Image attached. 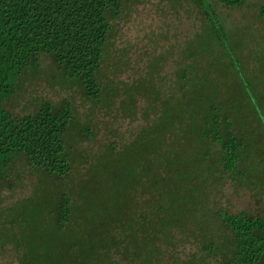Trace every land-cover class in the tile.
<instances>
[{
	"label": "rangeland",
	"instance_id": "1",
	"mask_svg": "<svg viewBox=\"0 0 264 264\" xmlns=\"http://www.w3.org/2000/svg\"><path fill=\"white\" fill-rule=\"evenodd\" d=\"M211 4L217 15L212 33L190 0L126 1L111 21L101 67L105 82L120 90L112 102H91L75 87L66 86L48 57L21 78L5 104L14 115L33 113L45 101L73 104L74 170L58 184L23 159L11 165L0 182V214L11 208L12 219L5 245H0L1 264H19L18 243L20 253L29 250L26 261L31 264H221L231 235L216 214L246 212L264 218V18L259 13L264 0H246L239 8L224 7L217 0ZM188 51L195 55L194 61ZM192 66L189 85L196 91L190 103L197 104L199 97L201 113L220 117L245 144L234 174L217 164L220 148L212 145L209 153L215 167L208 180L201 179L200 193L169 195L171 208L165 217L183 222L171 230L168 242L159 239L163 233L170 236L165 219L160 233L146 212L155 208L153 198L150 205L148 199L156 181L150 172L155 162L149 155L156 142L136 137L158 115L154 95L164 104L162 121L152 129L164 141L171 132L168 95L179 73ZM133 85L139 94L143 86L149 91L154 85L150 90L154 94H134V102L127 103L125 93ZM83 128L91 135L81 132ZM168 150L166 159L173 151L178 167H184L192 162L196 147L187 138ZM144 178L150 192L142 195ZM63 192L71 194L73 216L60 229L53 210L57 194ZM146 195L143 209L141 196ZM211 244V251L206 250Z\"/></svg>",
	"mask_w": 264,
	"mask_h": 264
},
{
	"label": "trees",
	"instance_id": "2",
	"mask_svg": "<svg viewBox=\"0 0 264 264\" xmlns=\"http://www.w3.org/2000/svg\"><path fill=\"white\" fill-rule=\"evenodd\" d=\"M126 1L128 0H0V182L7 178L6 173L11 165L19 159L58 184L74 170L71 133L75 130L76 118L73 115V104L69 100H63L57 105L49 101L42 102L33 113L22 116L14 115L5 104L17 92L21 78L40 67L42 57L50 58L66 86L75 87L87 100L97 102L105 99L112 102L120 90L113 82H105L101 67L111 21L121 13ZM190 1L201 10L210 32L217 19L212 0ZM217 1L227 8H239L246 2ZM259 13L264 18V6L259 8ZM188 56L193 60L195 55L188 51ZM194 69L192 66L181 71L177 83L171 88L168 95L171 101V132L165 134L162 143L157 131L152 128L162 121L164 100L154 97V92L150 91L154 85H150L149 91L148 87L143 86L142 91L146 97L150 94L151 97L153 95L154 102L158 101V115L136 137L141 141L156 142L149 154L155 162L150 172L156 181L152 185L154 195L151 194L148 199L150 205L153 198L155 208L152 212L146 209L147 195L141 196V207L153 216L158 231L164 230L160 226L164 225L162 220L165 219L170 236L163 233L164 235H159V239L168 242L172 239L171 230L178 229L183 222L182 219L171 220L165 217L164 214L171 208L172 196L169 195L176 193L174 196L178 197L177 194L182 196L185 193H200L201 179L208 180L213 175L215 162L211 163L209 153L212 145L220 148L221 156L217 164L221 162L224 172L234 174L239 159H242L240 150L245 144L239 134L235 135L231 127L222 123L220 117L208 112L201 113L199 97L197 104L190 103L195 101V87L189 85L193 84L191 79L194 78ZM138 89L133 85L131 91L125 93V102H134V94L142 96V93L137 92ZM81 132L91 135L88 129L83 128ZM187 138L191 139L196 152L191 158L192 162L178 167L173 151L169 159H166L170 152L168 148L179 146ZM125 148L124 146L121 150L124 151ZM126 152L129 153V149ZM175 176H178L176 180ZM148 183L144 178L140 187L142 195L146 190L147 193L150 192L146 186ZM195 203L194 201L191 209ZM71 205L70 193L57 194L53 213L60 229L72 220ZM10 210L8 208L0 214V245H5L6 229L12 221ZM216 215L223 229L228 230L231 235L228 246L225 244L228 254L221 264H264V218L254 217L246 212H219ZM212 247L211 244L205 249L211 251ZM16 248L19 250V264H31L26 261L29 250L20 253V243Z\"/></svg>",
	"mask_w": 264,
	"mask_h": 264
}]
</instances>
